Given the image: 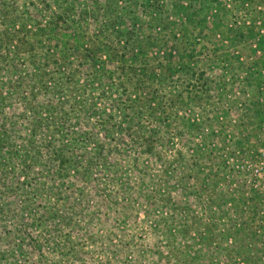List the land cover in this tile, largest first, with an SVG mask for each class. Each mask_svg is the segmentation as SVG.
<instances>
[{"label":"rangeland","instance_id":"374dc122","mask_svg":"<svg viewBox=\"0 0 264 264\" xmlns=\"http://www.w3.org/2000/svg\"><path fill=\"white\" fill-rule=\"evenodd\" d=\"M0 264H264V0H0Z\"/></svg>","mask_w":264,"mask_h":264},{"label":"trees","instance_id":"16d2710c","mask_svg":"<svg viewBox=\"0 0 264 264\" xmlns=\"http://www.w3.org/2000/svg\"><path fill=\"white\" fill-rule=\"evenodd\" d=\"M72 91H73V89H72ZM110 119H111V116L107 115L104 120L106 122H109ZM151 142H152L151 139L146 141L148 146L152 145ZM72 146H73L72 142L66 144V148H70L69 150H72ZM95 149L98 152V157L101 158V160L103 162V166L107 169V164L109 162L107 160V157L103 155V151L101 150L100 143L96 144ZM61 151H62V149L55 150L54 157H55V160L58 161V163L60 165V170H63L64 167H65V164L67 163V160L64 159V155L62 153H60ZM28 156L29 155L23 156V154H22V155H20V158H18L19 163H20L19 165H20L21 173H23L21 175L25 178V180H21L20 177H18L17 180L21 181V182H24V186L22 187L23 190L28 195L30 194L32 199H35L34 195H38V193L40 192V188L37 187L36 185H32V183L30 182V178L26 174L30 170V160L28 159ZM87 175H88V170L87 169H85L82 172H80V179H81L82 182L86 181ZM50 190H53L52 187L50 188ZM30 205H32V204L30 203ZM30 205H24V210H29L30 209ZM41 213H44L48 218L54 217L56 215V211L54 209H46V210L44 209V210H42Z\"/></svg>","mask_w":264,"mask_h":264}]
</instances>
